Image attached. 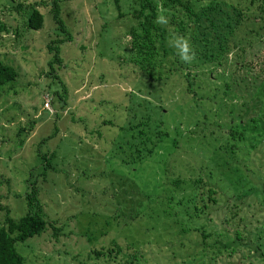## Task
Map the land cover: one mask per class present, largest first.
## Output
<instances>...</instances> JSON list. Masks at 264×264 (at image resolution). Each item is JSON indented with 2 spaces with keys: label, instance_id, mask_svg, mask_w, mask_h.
I'll return each mask as SVG.
<instances>
[{
  "label": "rangeland",
  "instance_id": "374dc122",
  "mask_svg": "<svg viewBox=\"0 0 264 264\" xmlns=\"http://www.w3.org/2000/svg\"><path fill=\"white\" fill-rule=\"evenodd\" d=\"M52 2L0 0V60L17 69L16 78L0 85V225L5 214L17 219L28 207H39L46 219L41 231L14 243L21 264H123L124 252H136L147 264H196L191 252L197 241L232 237L216 234L223 223L202 214L193 218L196 229L181 235L170 218L155 216L177 171L189 175L206 161L212 145L206 131L215 139L224 131L213 122L226 128L230 107L243 119L252 113L245 101L251 93L241 96L237 86H225L240 71L195 57L188 71L182 69L198 90L193 95L178 71L157 77L127 60V29L134 20L117 17L112 0H56L66 30L58 28ZM31 5L42 14L36 29L24 25ZM51 39H57L58 60L49 64ZM163 58L167 65L170 54L157 60ZM159 117L167 133L155 145L154 138L146 139L150 151L136 158L135 145L142 146L140 139L155 130ZM261 127L264 122L246 148L251 166L263 172ZM42 152L49 157L46 167ZM200 228L208 235L200 236ZM113 241L121 249L111 260L107 248ZM261 243L264 248V236ZM215 248L208 247L205 258ZM227 260L240 264L237 253ZM205 262L214 264L212 258Z\"/></svg>",
  "mask_w": 264,
  "mask_h": 264
},
{
  "label": "trees",
  "instance_id": "16d2710c",
  "mask_svg": "<svg viewBox=\"0 0 264 264\" xmlns=\"http://www.w3.org/2000/svg\"><path fill=\"white\" fill-rule=\"evenodd\" d=\"M112 2L117 10V17L130 15L134 20L127 29V60L149 75L156 71L157 77H160L162 72L166 76L175 70L185 77L186 91L192 92L193 95L198 91L193 87L188 72L182 71V69L188 71L190 66L181 61L176 49L167 44L168 38L174 36L188 39L195 51V57L203 56L201 61L221 64L227 72L240 71L238 75L226 81L225 86L229 87V84L237 86L235 90L237 93L240 90L241 96L246 91L251 93L245 100L249 99L250 105L245 101L243 103L250 106L247 111L252 113L243 119L242 114L232 115L234 110L230 107L227 110L230 119L226 128L218 122H213L224 131L219 134L218 139L211 137L210 130L206 131L207 140L212 141L206 161L192 168L189 175L177 171L178 175L170 181L172 187L166 191L165 201L159 199L162 206H158L155 217L158 221L160 215L166 219L170 218L169 226L181 235L196 229L192 224L193 218L202 214L209 213L223 223L222 229L216 231V234L232 237L225 241L212 239V244L204 240L197 241L195 247L197 250L191 252V258H195L200 264L210 261L211 258L214 264H231L227 259L235 253L240 264H264V248L261 246V239L264 236V171L260 172L259 166H255L258 168L251 166L254 165L253 160L249 158V151L246 148V140L259 132L256 125L264 122V0H112ZM121 2L124 3L123 7ZM52 3H54L52 15L58 21V28L66 30L58 15L56 0ZM216 12L220 13L215 14ZM158 15H164L168 23L165 25L155 23ZM41 23V12L31 5L25 16L24 25L36 29ZM55 40L57 39H51L47 43L52 55V59L48 60L49 64L52 60H58ZM162 53L170 54L167 65L164 58L157 60ZM229 53L234 58L228 61ZM16 76L17 69L10 63L0 60V85ZM249 88L251 90H248ZM219 103L222 104L221 100ZM156 112L161 113L158 109ZM149 114L147 112L144 119H147ZM161 122L159 117L152 125L155 130L144 133V138L140 139L142 146L135 145L136 158L142 155L140 152L143 153L144 149L150 151L149 147L158 143L167 133ZM194 123L199 124L197 120ZM142 130L143 128H140L137 131L142 133ZM152 138L154 140L148 147L146 139ZM172 142L176 144L175 138ZM39 156L42 159V166H48L47 154L42 152ZM134 158H130L129 161H133ZM185 189L187 191H184ZM179 190L181 194L178 193ZM251 194L260 195L250 201ZM26 196L30 203L35 201L34 196L29 194ZM219 199L220 203L215 207L211 206ZM254 200L255 206L252 202ZM39 209L28 207L17 219L5 214V223L0 225V264L22 263V257L15 249L14 243L44 228L46 219L40 214ZM118 221L120 222L116 219L115 222ZM121 221L124 222L125 219L122 218ZM162 226L166 227L164 224ZM199 233L200 236L208 235L202 228ZM235 242L239 245L236 246ZM212 245L216 246L213 255L205 258L207 248ZM222 247L225 251L218 253ZM241 247L244 250H241ZM120 249L116 241L107 248V252L112 256L111 260ZM122 263L147 264L136 252H124Z\"/></svg>",
  "mask_w": 264,
  "mask_h": 264
},
{
  "label": "clouds",
  "instance_id": "9594fccd",
  "mask_svg": "<svg viewBox=\"0 0 264 264\" xmlns=\"http://www.w3.org/2000/svg\"><path fill=\"white\" fill-rule=\"evenodd\" d=\"M155 23L165 25L168 23L164 15H158ZM170 46L176 49L181 61L191 63L195 59V51L191 47L190 41L182 36H174L169 41Z\"/></svg>",
  "mask_w": 264,
  "mask_h": 264
}]
</instances>
